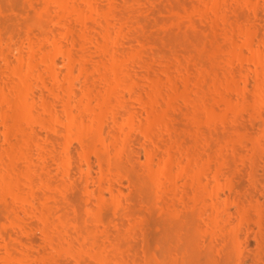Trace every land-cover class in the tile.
I'll return each instance as SVG.
<instances>
[{"label":"rangeland","instance_id":"374dc122","mask_svg":"<svg viewBox=\"0 0 264 264\" xmlns=\"http://www.w3.org/2000/svg\"><path fill=\"white\" fill-rule=\"evenodd\" d=\"M217 2L214 5L211 0H115V5L109 8L106 0H96L100 14L87 17V21L85 20L94 42L87 44V49L90 47L88 49L90 60L86 72L88 85H92L90 86L93 88V93L104 90L106 86V82L100 78V73L96 70L97 62L103 59L104 55L97 51L95 38L100 39L99 24L105 21L101 13L108 11L107 18L111 22L115 48L119 57L125 61L126 67L123 66L122 71L129 74V77L126 76L128 81L129 79L130 82L134 81L131 90L124 87L125 90L120 89L122 104L117 107V119L119 118L118 121L122 124L129 115H132L135 126L130 130L123 124L122 128L128 130H123L125 134L127 133L125 135L117 130L112 114L109 112L110 114L105 115L102 134L106 141H112L114 133L119 132L121 140H124L122 136L127 137H124L127 148L118 158L120 168L116 172L113 170V174L112 170L105 167L108 170L107 176L100 179V169L95 157H92L94 168L92 176H85L86 166L81 160V146L77 141L73 140L69 147L68 162L63 160L67 158L61 149L64 139L63 128L60 125L56 126V133L58 131L56 134L47 123L45 125L36 121L35 123L28 121L27 124L24 122L25 127H23L26 128L27 134L32 131L33 139L42 143L43 147L49 146L54 138L60 143L55 141L57 145L53 152L47 146L38 147L35 143L30 146L29 156L33 160L31 174L34 180L32 179L31 187L24 185L21 192L24 196L31 194L32 198L29 197V200L33 203V210L29 211L28 215L22 210L19 211V216L22 217L20 223L24 229L22 226L14 228L9 225L14 217L13 215V218L7 217L8 211L4 207L9 209L10 207L7 206H13L11 197L8 195L7 199L5 198L10 204L3 205V209L0 204V225L9 223L5 225L9 233L4 232L5 234L0 237V243L18 247L17 252H14L19 255L20 260L15 264H77L78 262L98 264L91 254L86 253L87 251H84L83 255L82 250L80 251L84 257L81 256L78 262L73 255L66 252L56 255L53 261H41L44 256L51 254V247L45 239L43 240L44 236L40 228L42 222L38 217L39 208L46 203L51 211L49 219L52 223H58L59 216L68 218V228L64 227L63 231L67 230L69 233L66 232L68 235L65 234V237L73 232L74 220L82 227L83 232L79 228L80 233L82 232L80 235L84 234V236L83 238L79 236V239L84 241L83 250L93 249L90 241L97 235L98 242L102 245V253L105 251V254H111L110 257L112 255L117 257H112L113 261L112 259L110 261L112 264H264V232L255 222V217H262L261 223L264 221V97L262 100L255 94L257 90L255 83L258 82H255V70L259 67L252 59L253 51L259 49L263 51L264 60V0H217ZM56 13L54 3L46 0H0V85L7 93L8 85L12 82L9 68L16 61L19 51L24 59L31 58V50L28 49L31 40L39 43L41 39V42L48 45L45 42L46 38L55 35L64 47L72 49L77 47L76 44V47L72 46L78 37L67 33L64 23L55 21ZM70 20L68 21L70 24H77L74 18ZM243 30H246L245 34H250L251 48L242 45L246 38ZM46 45L44 50H49L51 46ZM3 51L7 53L8 60L2 55ZM40 54L34 57L35 61L39 59ZM57 61L61 78L65 72L66 58L59 55ZM41 65L44 68V65L40 64L39 69H42ZM78 68L79 64L76 63L75 73L78 72ZM261 69L264 75V64ZM223 77H227L228 81ZM35 80L34 78L31 80V86L33 96L38 101L37 106L40 99L45 97L55 101L53 103L57 113L65 119V112L60 103H56L47 87H42ZM155 81L158 82L162 95L158 97L155 109L163 112L164 119L168 123L167 127L165 124L155 123L156 125L152 127L153 133L147 136L142 132L146 124L147 106L140 100V96L147 97ZM76 83V93L73 96L75 104L81 100L83 89L87 85L80 79ZM49 84L48 81V86ZM261 84L264 87V80ZM238 88H244V98L241 94L243 90L239 89V92ZM171 93L176 96H173L174 99L172 98L169 103L165 98ZM179 93L188 96V100L182 99ZM218 99L230 101L234 108L236 105L237 111L224 108L226 105ZM255 102L258 103L256 106ZM91 103L94 105L95 99H91ZM204 104L212 107L216 116L207 117ZM7 109L4 103L0 105V157L2 156L3 159L7 156L3 153L4 149L10 144L4 137L6 124L1 116L2 111ZM192 114L196 115L195 122ZM91 119L90 116L86 117L88 123L93 122ZM254 139L255 144L251 142ZM172 145L177 150L172 149V152L170 149ZM186 148L193 151L192 156L190 154L191 158L187 156L189 152L185 153ZM149 152H152L154 168H158L163 163L168 152L174 153L176 160L172 164L174 174L181 171V167L188 163V159H192V163L193 161L201 163L209 159V168L201 176L204 180L201 183H205L206 188L201 189V186H197L198 189L200 188L199 191L191 188L187 183L190 182L189 173L182 172V175L179 173L181 176L175 180L177 195L170 191L168 182L163 183L160 191L157 190L147 172L146 159ZM219 160L224 163L218 165ZM17 161L18 159L16 163ZM18 163L21 166L20 169L18 168L20 171L24 168L28 170L27 163L22 162V159ZM0 165L2 167L0 169L4 170V160L0 159ZM109 172L113 175L111 176ZM108 175L110 178H107ZM21 176L24 181V176ZM86 187L94 193L104 192V206L100 209L101 222L91 216L98 206L95 198L87 195ZM220 188L219 223L212 231L206 216L210 211L212 212L210 203L214 201V191ZM194 190L204 195L207 203L211 200L210 206L206 208L200 202L192 209L188 207L192 204L189 202V197ZM113 193H118L120 197L118 212L114 208ZM180 195L185 196L181 198ZM228 203H230L228 206L230 214L223 209ZM251 203L254 205L256 203L263 212L259 211V214L262 212L259 215L256 214L255 209L252 210L248 214L249 221L247 219L248 222L242 223L239 219L241 211L239 205L248 207L253 205ZM27 206L29 207V204ZM30 206L32 207L31 204ZM203 208L208 212L202 213ZM9 210L12 211L11 208ZM262 227L264 228V224ZM61 228L63 229L62 226ZM260 230L262 237L259 235ZM74 232L72 235H75ZM15 238L19 239L17 243ZM65 244L64 242L63 245ZM78 247L80 246L75 247L76 250ZM111 251L115 253L112 254ZM1 254L3 256L6 254L3 248L0 249V256ZM118 259L123 262L120 263ZM1 261L0 259V264L3 263Z\"/></svg>","mask_w":264,"mask_h":264},{"label":"bare ground","instance_id":"6f19581e","mask_svg":"<svg viewBox=\"0 0 264 264\" xmlns=\"http://www.w3.org/2000/svg\"><path fill=\"white\" fill-rule=\"evenodd\" d=\"M46 1L47 2L50 1V2L54 3V5H55L56 11H57V13L54 17L55 21L64 23L66 25L67 33H70L71 35L74 34L78 37V39L76 38L77 40L76 39H75V41L73 40L74 44L72 43L74 45L72 47L73 48L76 47L75 46V44H76L77 45L76 48H78V49L75 48L76 49V51H75V49L68 48L66 46L64 47L62 45L63 43L55 35H51V36L49 35V37L47 36L48 38H46V40H45V42H47L48 45L51 46L49 50H44V48H45L44 46L46 44H44V42H41L42 41L41 39H40V42L38 41L39 43L31 40L30 44L28 43L29 44L28 49H29V51L31 50V58L24 59L21 51H19V55L17 56L16 61H14V64L9 68V73L11 75V80H12L10 85H8L9 86L8 87L9 92L7 93L5 91V89L3 88V86L0 85V105L4 103L8 107V109L6 111L3 110L1 113L2 119H3L4 123L6 124V128H5L6 130L4 132V137H6L5 139L8 140L7 141L8 143H10V144H8L9 146L7 145V148L4 149L5 151L3 152V153H6L7 159L6 158L3 159L2 156H1L2 158L0 157V159H2V161L4 160V165H5L4 170L0 169V204L2 205V209H3V207L6 206V203H8V201L6 200L8 195L11 197V200L13 201L11 204H13V203L14 204H13V206L10 205L7 207H10L12 211L9 210L10 208L9 209L6 207H4V208L6 211H8L10 213L13 212L11 215H9L10 213L7 212V214H8L7 217H9V216H10V218L14 217L13 219H11V222H9L10 224L8 223L10 225V227H14V228H17V227L20 228L19 226H22V224L20 223V218H22V217L19 216V211L22 210L23 212H25L28 215L29 211L33 210V203H31V201L29 200V197H31V194L29 193L30 196L29 195L27 196L26 194L24 196V194L21 192V190H23L22 187L24 185H29L31 187L32 186L31 184L33 182L32 181L33 175L31 174L32 170H33V169L31 170V165H32L33 160L29 156L30 155L29 149H31L30 146L32 143H35L38 145V147H43L42 143H40V142L38 143V140L33 139V137H32L33 132L32 131H30L31 135L29 133L27 134V131H25L26 128L24 129V127H25L24 122H26V124H27L28 121H30V122L34 121V123L36 121V122H40L41 124L45 123V125L47 123V125L49 124V126L52 128L54 133H56V131H55L56 126L60 125L63 128L62 129V135H63L62 137L64 139V141H62V142H64L62 144L63 148H61V149L63 151L62 153L65 154V155L64 154L63 155L67 158V159L64 158L63 160L64 161L66 160L68 162L69 157H67V156H70V154H68V152L70 153L69 147H70L73 140L77 141L81 146V151H80L81 160H83L85 162V166H86V168H84L85 176L86 177L92 176V171L94 169L92 166V160H93L92 157H95L96 163L99 165V169H100V170L98 169L100 171V179H101V177L103 178V177L107 176V171H108L107 169L112 170L111 172L113 173V170L116 172V170L120 168L119 167L120 161L118 160V158L121 157L120 156V155H122L121 153H123L124 149L127 148V146L124 143V140H126L124 137H126L125 135H127V133L125 134V131L123 132V130H127V129H124V127L122 128V126L126 125L129 127V129L130 128L133 129V127L135 126V122L133 120L132 115H129L127 117L126 121L122 122V124H121V122L119 123V121H118L119 118L117 119V109L119 108V104L120 103L122 104V102H121L122 101V91L120 89H122L124 87L125 89L131 90L133 88L134 81L131 80L132 82H130V79L128 81L126 76H128L129 74L127 75L125 71L124 72L122 71L123 70L122 67L125 66V61H124V59H121L119 57L118 52L115 48V45H114L115 39L112 35L111 22L107 18V16H108L107 12L108 11H106V12L103 11L101 13L102 17L105 18V21H104V23L99 24L100 26L98 28L99 29L98 35H99L100 39L95 38L96 46L98 49L97 51H100V53L102 55H104V58L102 57L103 59H100V60L98 59L99 61L97 62L96 70L99 71L100 76H101L100 78L103 79L104 82H106V86H105L104 90L93 93V91H92L93 88H91L92 85L91 84H90L91 86L88 85L89 80H87L88 77H86L87 76L86 72H88L87 70H88V64H89V60H90V54L88 52V49H90V47L87 49V47H88L87 44L93 42L92 41L93 36L91 37V34L89 33L90 28L88 25H86L85 20L87 17H91L93 15L95 16L97 14H100V12H99L100 10L97 9L98 5L96 6V0H46ZM211 1H212V4H214V5L217 2V0H211ZM114 2H115V0H106V3H107L109 8L112 7ZM208 3L210 4V2H208ZM49 15H50V13H49ZM69 18L70 19L74 18V22L77 23L76 24L77 26L74 23H73V25H72V23L70 24L69 22L71 20ZM60 25H62V24H60ZM248 31L251 33L250 30H248ZM243 32L245 34L246 30L245 31L243 30ZM245 35H246L245 36L246 38H245L244 42H242L243 43L242 45L245 47L251 48V42H250L251 39L249 38L250 34L247 33ZM230 39H232V38H230ZM48 45H46V46H48ZM9 47H11V46H9ZM116 47H117V45H116ZM232 48H233V46H232ZM241 48H243V47H241ZM249 48H248V50H249ZM230 51H232V50H230ZM93 52H94V50H93ZM233 52H236V51L233 50ZM262 52L263 51L257 49L255 51H253V53H252L253 55L251 54L253 61L258 65L257 67L260 68V69L258 68V70L257 69L255 70V82L258 81L257 84L255 83V85L257 86V88H256L257 93L254 91L255 94H257V97L259 99L260 98L262 99V97H264V87H262L263 85L261 84L262 81L264 80L263 71L261 69L263 67V64H264ZM3 53H4V51H3ZM38 53H41V54L39 55V59L37 61H35L34 57L38 56L37 55ZM236 53H238V52H236ZM2 55H4V58L6 60H8L7 53L6 54L4 53ZM59 55L66 58L65 72H64L63 76H61V78L59 77L60 76L59 74L61 71L58 69L59 63L57 61ZM76 63L79 64V68H78L77 73L74 72ZM40 64H43L44 68L41 65L42 69H39ZM36 69H39L38 72H35ZM212 77H213V75H212ZM256 77L258 80L256 79ZM33 78L36 79L42 87H45V88L47 87L46 89H49L48 91L51 93L50 95H52V97L55 98L56 103H60V105L62 106L61 108L65 112V119H62L60 117V115L57 113L55 105L53 103L55 101H50V100H48V98L46 99V97L45 98L41 97L43 99H40L41 101L39 102V104L37 106L38 101H36L34 96H33L32 86H31V80ZM79 79L83 80V82L87 85L83 89L81 100L79 101V103L75 104V103H73V96H75V93H76V91H75L76 84H77L76 81ZM224 79L226 81H228L227 77ZM232 79L234 80V78H232ZM48 81L50 83L49 86H48ZM90 81H92V80H90ZM201 82H203V81H201ZM153 85H150L151 87L153 86V88H152V91L149 92V94L147 93V97H144V96L141 97L140 96V100L142 102H144L145 106H147V117H146V122H145L146 124L143 126V129L141 128L143 130L142 132L147 136H151L150 133H153V131H154V130H152V127H154L153 125L162 123V124H165V126L167 127V123H168L164 119L165 117L163 115V112H158L155 109V104L157 103V99L159 96H162V95H160L161 90L158 87L159 86L158 82L155 81V84H153ZM230 86H232V85H230ZM240 88H238V91ZM236 89H237V86H236ZM243 89H240V90H243ZM98 90H101V89H98ZM183 92L185 93V91H183ZM244 92H245V90L241 91L242 97L244 96ZM171 94L167 95V98H165L168 100V101L166 100L167 102L171 101L172 98L174 99V97L176 96L174 94H172V95ZM185 94L179 93V95H180V97H182V99L188 100V98H187L188 96L186 97ZM91 99L92 100L95 99L94 105L91 103ZM220 100L226 105V107H224V108H227L228 110H232L233 112L237 111L236 105L234 108L230 101L228 102L227 100H224V99H220ZM255 100H257V99L255 98ZM259 101L260 100H258V102ZM260 103H259V105H260ZM165 104L167 106V103H165ZM256 104H258V103L255 102L254 105L256 106ZM193 106H195V105H193ZM37 108L40 111H38ZM167 108H168V106H167ZM204 108L206 109L207 114L206 113L205 114L207 115V117L212 118V117L216 116V112L212 107H209V106L204 104ZM205 109H204V111H205ZM233 109H235V111ZM35 110H36V112H35ZM109 112L112 114L113 122L116 123L115 126L117 125V127H116L117 130L122 131L121 133L125 134V135L123 134L124 137L122 136V139H124V140L120 139L119 132L114 133L113 140L110 142H107L105 137L103 136V134H102L103 122H104V118H106L105 115ZM43 114H45V115H43ZM192 115H193V119H194L193 121L195 122L196 115L195 114H192ZM87 116L92 117V119H91V120H93L92 123H88L86 121ZM57 129H59V128L57 127ZM132 129H130V130H132ZM57 133H58V131H57ZM129 133H130V131H129ZM11 139H14V140L12 141ZM55 141H56V139L54 138L53 140H51L49 146L44 145L43 148H45V146H47L49 149V147H50L51 152H53V150H55L57 143H60L58 141H56L57 143H55ZM251 142L253 144L256 143L255 139L252 140ZM173 145L170 147L171 150L175 149V147ZM173 150H172V152H173ZM175 150H177V149H175ZM190 151L191 150L189 148L185 149V153L189 152V154L186 153L187 156L189 155V158H191V156L193 154L192 153L193 151H191V152ZM167 154L168 155H167V157H165L163 163L160 164L158 168H154V166L152 165V152H149V154L147 153V159H146L147 172L149 174V178H151L150 179L151 182H153V185H154V187H156L157 190L160 191L162 189L161 187H162L163 183L168 182V184H170V191L174 194L176 193V195H177V190H176L177 188H175V186H176L175 180H177V178L182 175L181 174L182 172H183V174L189 173L188 176H190V182H187L188 186H190L191 188L198 190V191L200 189V188L198 189V187H200V186H201V189H202V187L204 189L206 188L205 183H201L204 181V180H202L201 176L204 175L208 170L207 168H209V161H210L209 159L203 160L202 162L200 161L201 163H197L194 161L192 163V159H190V160L188 159V163H186V165L181 167V169H180L181 171L179 170L180 172L174 174V172H172L173 171L172 170V164L174 163V161H176L175 155H174V153H170V152H168ZM190 154H191V156H190ZM153 155H154V153H153ZM17 159H18V161H20L22 159V162L24 161L25 164L27 163L26 166L28 167V170H26L24 168L25 170L23 169L22 170L23 172L20 171L19 169L21 166L18 165L19 164L18 161L16 163ZM178 161L179 160L177 158V162ZM218 162L220 163L218 165H221V163H224L223 161L220 162V160ZM16 164H17V166H16ZM0 167H1V165H0ZM105 167L107 169H105ZM64 170H65V168H64ZM67 170L70 171L68 168H67ZM118 171H120V170H118ZM112 173L109 172V174L111 176L114 174V173L113 174ZM68 174H70V172ZM21 175L24 176V178H25L24 181H23V178ZM110 175H108L107 178H110L109 177ZM42 183L44 185V182H42ZM86 191H87L86 193L89 197L95 198V201H96L97 206H98L97 210H94L92 212L91 216L94 217L96 221L101 222L102 217H101L100 209H103L102 206H104L103 205L104 199H105L104 192L103 191H97L94 193L93 191L89 190L88 187H86ZM194 191H193L192 195L189 193V195H191V197H189V196L188 197L191 201L189 199L188 200L192 204H190L188 202L190 204V205H188V207L190 206L192 209V207H195L196 203L198 204L200 202L202 204H204L205 207L210 206L209 203L211 200L208 201V203H207V201L203 197L204 195H202L201 193H198V191H195L196 193H194ZM206 191H207V189H206ZM219 191H221V188L214 191L215 192L214 193V201H212L210 203L212 212L210 211V214L208 213L209 215L206 216V217H208V220H209V222H207V223H210V225L212 227V229H211L212 231L214 230L213 228L216 229V226L219 223V216H220L219 211L221 209V205H220V201H219L220 200L219 199L220 198L219 197L220 196ZM181 192H184V191H181ZM50 195H51V198L54 199L52 197V194H50ZM211 195H212V193H211ZM48 196H46V197L49 198L50 196L49 197ZM113 196H114V199H113L114 200L113 201L114 208L118 212L117 208H119V206L121 204L120 197H119L118 193L117 194L113 193ZM183 196H185V195H183ZM183 196H181V198ZM45 199L46 198H44V200ZM5 200L7 202H5ZM49 200H50V198H49ZM253 203H251V204H253ZM9 204L10 203H8V205ZM27 204H29V207H31L30 206V204H31L32 207L29 208L27 206ZM186 204H187V202H186ZM229 204L230 203H228L227 205L225 204L223 209H224V211H226L230 214V210H229L230 207H228ZM239 206L241 208V209H239V211L241 210L239 213V219L242 223H244V221L245 222L249 221L250 217L248 214H250L249 212H251L252 210L255 209V211L257 212L256 214H259V211L262 210V209H260L261 208L260 206L256 205V203H255V205L254 204L250 205V206L248 205V207L246 205H243V204H240ZM204 208H203V210L201 209L202 210L201 212L205 214L208 212V210L205 211ZM29 209H31V210H29ZM209 209H210V207H209ZM50 212L51 211L49 209V206H47V203L45 205H43L41 208H39V211H38V213H39L38 217L40 218V221L42 222V223L40 222L41 223L40 228L43 232V236H44L43 240L45 239L46 242L48 243L49 247H51L50 248L51 254H49V256H46V257L44 256V258L42 257L43 259L41 261H43V262H49L51 260L53 261V259H56V257H55L56 255L58 256L60 253L66 252L68 254L73 255L75 257L76 261L78 262V260L80 261L81 256L83 258L84 253L87 251L86 253L91 254L93 256V258L97 261L98 264H112L110 261H111L112 257L114 258L115 256L112 255V257H110L111 254L110 253H109V255L107 253L105 254V251H104V253H102L103 252L102 251V245H100V243L98 242L99 239L96 237L97 235L95 237L93 236V240L90 241L91 242L90 246L93 247V249H91V250L94 252H92L91 250L88 251V250H86V248H85V250H83L84 249V247H83L84 241H82L83 239L81 240L79 238L80 237L83 238L82 236H84V234H82V236L80 235L83 232L81 230L82 227L79 226L80 224L78 225L73 219H70L71 221L73 220L72 221V223L74 225L73 229L75 230V232H74V230H73V232L75 233V235H72L73 232L70 230L72 232L71 235L69 234L70 237L69 236L65 237V234L69 233L66 230L68 228V224H69V223H67V222H69L68 218L64 219V218H62V216H59L57 219L58 223H56V222L52 223L51 222L52 220L50 221V219H49L50 218ZM262 212H263V210H262ZM262 212H261V214H262ZM261 214H259V215H261ZM12 215H13V217H12ZM202 217H204V215H202ZM260 218H262V217H259V218L255 217V222L257 223L258 227L263 229V232H264V228L262 227V224H264V221H263V223H261ZM247 219H248V221H247ZM251 219H252V217H251ZM51 223H52V225H51ZM64 223H66L67 225H65ZM87 224H88V222H87ZM5 225L6 224H4V223L0 225V237L3 236V234H5L4 232H6V231H7L6 233H9L8 229L6 227L7 225L6 226ZM61 226L63 227V229L61 228ZM83 226H84L83 228H85V225H83ZM64 227L66 228L65 230L67 233L65 231H63ZM104 227H105V225H104ZM22 228H23V226H22ZM79 228L82 231L81 233H80ZM238 229L236 230V237L238 236L237 235ZM209 232H211V231L209 230ZM89 233H92V231L91 232L89 231ZM89 233H87V234H89ZM12 234H14V233H12ZM260 234H261V230H260L259 235ZM91 239H92V237H91ZM18 240H19L18 238H15L16 243ZM12 241L14 242L13 239H12ZM62 241H63V243L64 242L66 243L65 244L66 246L63 245ZM75 243L78 246H80V247H78L79 249L77 248V250L75 248L77 246V245H75ZM8 245L6 243H0V249L3 248L4 252H6V254L4 256L2 254L0 256V259L2 260L1 262H3L2 264H15L17 261L20 260L18 258L19 255L17 256V254L15 253V252H17L16 250L18 247L16 248L15 246H12V245L8 246ZM110 245H112V244H110ZM88 248H90V247L88 246ZM111 248H113V247H111ZM114 248H116V247H114ZM80 250L83 251V255H82V252ZM111 253H112V251H111ZM114 253H112V254H114ZM115 258H117V257H115ZM112 261H113V259H112ZM121 261H120V263L123 262V261L122 262ZM116 262H118V261H116ZM78 263L80 264V262H78Z\"/></svg>","mask_w":264,"mask_h":264}]
</instances>
